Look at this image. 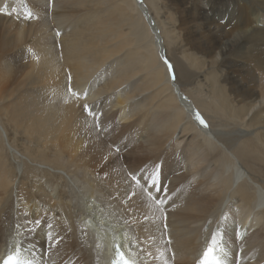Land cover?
<instances>
[{
    "label": "bare ground",
    "instance_id": "bare-ground-1",
    "mask_svg": "<svg viewBox=\"0 0 264 264\" xmlns=\"http://www.w3.org/2000/svg\"><path fill=\"white\" fill-rule=\"evenodd\" d=\"M22 4L0 0V261L264 264V0Z\"/></svg>",
    "mask_w": 264,
    "mask_h": 264
},
{
    "label": "rangeland",
    "instance_id": "rangeland-1",
    "mask_svg": "<svg viewBox=\"0 0 264 264\" xmlns=\"http://www.w3.org/2000/svg\"><path fill=\"white\" fill-rule=\"evenodd\" d=\"M3 1V4L5 5L6 4V1L7 0H2ZM22 0H19V5H18V9H20L19 7H21L22 5ZM18 9H17V12H18ZM17 12L16 11H14V13L13 12H9L10 14L11 13H13V14H15V15H17ZM138 12V11H137ZM151 13V15H152V17L156 20V22L158 21L157 20V18H155V16H154V13L152 12V11H150ZM1 14H5L6 13V10H3V11H1L0 12ZM135 13V12H134ZM8 14V13H7ZM10 14H9V18H12V17H10ZM139 17H140V15H139ZM13 19V18H12ZM141 19H142V17H141ZM143 20V19H142ZM142 22V21H141ZM158 23V22H157ZM142 26H144V24H143V22H142ZM146 29V28H145ZM162 29H160V31H161ZM161 33H162V31H161ZM148 44V45H147ZM147 44H146V42H144L143 40L142 41H140V42H137V43H135V45L138 47L139 45H144V46H146V48L149 46V42H147ZM172 56L176 59V60H178V61H180V63L182 64V66L184 65V63H185V60H182V56H181V53H180V50L179 49H175L174 48V50H173V53H172ZM166 57L168 58V59H170V61H172V63H174L173 62V59H172V57L168 54V53H166ZM175 77V76H174ZM203 86H205V85H203ZM86 87V86H85ZM180 88H181V91L182 92H184L186 95H190L189 94V91H187V90H185L183 87H181L180 86ZM85 91H87V87L85 88ZM83 94V93H82ZM87 104H89V103H87ZM90 104H91V102H90ZM100 104L98 105L97 103L95 104V107L93 108V107H91V105H90V107H91V109H92V111L94 112V113H99V118H100V115H101V113H102V111H103V109H104V107L103 106H101V109H100ZM197 108H198V110H200L201 112V114L203 115V117H205L204 119H205V121L207 122L208 121V123L210 124V126H212L213 127V124H212V121H211V118L208 116V114H205L204 112H202V110H201V108H199L198 106H197ZM100 110V111H99ZM96 111V112H95ZM113 113V112H112ZM92 118V117H91ZM93 119V118H92ZM99 121V119L97 120V122ZM231 126H232V124H230ZM230 126V127H231ZM230 138H233L231 141H229L227 144L228 145H230V146H236V144H237V138H238V136H233V135H230ZM203 142V141H202ZM231 149H233V147L231 148ZM205 150H206V152L208 153V155L209 156H212V158H219V159H221L222 157H221V151H220V149H218V148H216V149H214V147H209V148H205ZM213 153V154H212ZM152 167V168H148V173L147 174H150V176H151V173H153V172H151V171H155L156 169H158V167L156 168L155 166H152V165H149L148 167ZM155 168V169H154ZM247 168H248V171L251 173V175H252V172L249 170L250 168H249V166H247ZM253 168V167H252ZM150 172V173H149ZM154 173H156V172H154ZM146 174V175H147ZM155 174H152V176H154ZM151 176V180L152 179H154L155 178V176L157 177V178H161V173H159V174H157V175H155L154 176V178ZM253 176V175H252ZM252 176H249V177H252ZM253 178V177H252ZM150 179V178H149ZM252 180V179H251ZM160 183H158V185H159ZM249 186H251L250 184H248ZM263 189H264V185H263ZM253 190V189H252ZM108 228V227H107Z\"/></svg>",
    "mask_w": 264,
    "mask_h": 264
},
{
    "label": "snow or ice",
    "instance_id": "snow-or-ice-1",
    "mask_svg": "<svg viewBox=\"0 0 264 264\" xmlns=\"http://www.w3.org/2000/svg\"><path fill=\"white\" fill-rule=\"evenodd\" d=\"M30 18H31V13L30 12H26L25 13V19H30ZM164 63L168 66L169 71H171V67L172 66L169 64L167 59H164ZM67 92H68V96L69 97L75 98V100H77V101L82 98L81 93H78V92L73 90V88L71 86V77H69V86H68ZM86 97H87V93L85 92V93H83V98L86 99ZM68 102H69V100L65 99V103H68ZM83 111L88 116L93 117L94 120H98L99 119V114L94 113L92 111L91 107L89 106V104L85 103L83 105ZM152 174H154V170H153V173H151V176H152ZM151 176H150V178H151ZM131 177H135V180H133L134 183H135L136 180H139L135 173H132ZM165 220H166V216H165ZM221 252H223L225 255H227V253L225 252V250L223 248L221 249ZM5 264H10V262L9 261H5ZM217 264H226V262L217 260Z\"/></svg>",
    "mask_w": 264,
    "mask_h": 264
}]
</instances>
